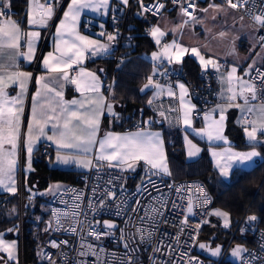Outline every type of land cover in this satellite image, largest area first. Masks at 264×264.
Returning a JSON list of instances; mask_svg holds the SVG:
<instances>
[{
  "label": "built area",
  "instance_id": "built-area-1",
  "mask_svg": "<svg viewBox=\"0 0 264 264\" xmlns=\"http://www.w3.org/2000/svg\"><path fill=\"white\" fill-rule=\"evenodd\" d=\"M198 1L200 0H177V3H173V0H143L144 5L149 7L158 3L165 5L159 11L155 7H151L150 11H144L140 7L139 0H129L127 5L122 4L121 0H109L110 10L99 31L104 33V37L111 34L116 38L110 48L109 57L112 64L104 80L105 89L109 90L114 71L123 60L121 49L133 38L131 27L140 23L144 32L150 33L161 12L169 4L178 7L180 13H182L181 7L194 4L193 8H188L193 16ZM41 2L45 3V0ZM262 9H264V0H251L249 5L240 8V11L241 15L254 25L255 36L259 43L264 44V41L260 40V37L264 36V28L255 24L252 19V15L259 14ZM6 11L8 14L13 13L12 7ZM82 29L92 30L93 24L85 19L82 21ZM49 32L50 29L41 42V50L48 41ZM164 42L161 41L162 44ZM219 63L224 65L225 61ZM165 72L167 75H164ZM261 73H264V61L254 64L249 73L251 81L258 88L264 87L261 85ZM74 75L75 68L70 70V77ZM200 78L198 86L186 83L185 76L164 57L160 59L158 71L153 76L154 81L173 84L176 80H182L187 84L189 97L195 105L192 109V117L197 121H201L209 113L218 98L219 71L216 68L202 69ZM147 107L153 117H160L168 125L178 127L180 124V107L177 99H153L152 105L147 104ZM161 111L164 112V116L160 115ZM145 123L148 125V122ZM145 123L138 121L133 126H141ZM92 161V166L77 172L72 180L65 182L50 196L48 212L50 226L47 230L44 228L45 234L36 246L39 264H51L52 261L55 264H76L77 261L83 264H129L130 261L131 264H208L205 257L195 252L199 230L204 221L209 219L213 200L203 180L196 177L174 178L169 174L137 178L119 167L109 168L107 162L97 161L95 157ZM20 181L19 209L22 218L21 178ZM200 189H203V192ZM108 192L114 195L109 196ZM206 199L208 203H205ZM189 202L192 204L193 212L188 216ZM153 208L156 209L155 212L152 211ZM54 212L68 215H60L61 224L57 225ZM73 213L76 215L73 216ZM249 216L252 215H243L229 229V234L221 242L223 245L221 254L213 264L222 263L230 246L235 242H242L237 241L240 237L249 241L248 244L243 242L247 251L241 256V263L264 264V247H262L264 227L256 220L248 222ZM186 217L195 220L196 223L189 220L184 223ZM105 221L112 222L116 227L106 228ZM198 224L199 228L196 227ZM73 227L76 228L75 232L70 230ZM93 232L99 234V239L92 234ZM106 232L109 234L104 235ZM148 233L151 235L148 236ZM142 234L143 240H141ZM17 235L20 245L19 264H25L22 226H18ZM63 241L67 243H62ZM53 242L58 247H53ZM125 244L128 245L127 248ZM88 245H92L95 254L88 249ZM154 249L159 250L154 251ZM81 252L87 254L81 256ZM191 257L197 259H190Z\"/></svg>",
  "mask_w": 264,
  "mask_h": 264
},
{
  "label": "snow or ice",
  "instance_id": "snow-or-ice-1",
  "mask_svg": "<svg viewBox=\"0 0 264 264\" xmlns=\"http://www.w3.org/2000/svg\"><path fill=\"white\" fill-rule=\"evenodd\" d=\"M35 8L38 10L39 18H35L32 11L28 13L29 25H41L47 26L55 15V5L45 0V3L41 4L38 0H33ZM251 0H227V4L232 9L245 8ZM59 0H57V4ZM109 0H70L67 5V10L63 12V19L60 20L56 26V44L55 55L49 52L43 59V66L48 72H54L59 74L57 78H53L52 81L46 82L44 76L36 78V83L41 86L37 90L36 94L32 97V114L31 120L28 124L27 132V152L29 155V169H31V154L33 152V145L36 140H39L41 136L46 137L48 140L53 141L59 149L75 150L74 152L61 153L57 152L56 159L59 163L69 164L76 163L80 167H90L93 165L92 159H86L88 153L92 151L94 145H99V154L95 157L97 161H106L109 168L120 167L124 169L134 170V163L143 161L146 165H150L152 169H157L160 172L169 174V169L166 162V156L163 148V141L160 137V133L147 132L140 129L136 132H129L126 134H115L107 132L102 139H97L100 132V117L103 114L105 108L108 112L112 113V105L104 104V97L99 95L100 90V78L93 72H88L84 68H79V71L75 77H70V70H74V65L82 64L86 57V54L91 56L108 54L110 51L109 45L101 44L99 41L91 40L87 36L81 35L76 31V23L79 20L81 13L85 9H91L92 11H99L101 7H107ZM121 3L127 5L129 0H121ZM140 7L144 11H150L151 7H155L157 11L164 8L165 5L158 3L151 7L145 6L143 0H139ZM173 3H177V0H173ZM194 4H188V7H181V12L187 16H192V13L188 11V8H193ZM254 6V5H253ZM11 0H0V188H3L7 192L15 193L17 191L15 187V172L17 166V146L21 137V117L24 112V97L27 92L28 82L33 78L31 72H25L19 70L18 58L23 57L26 61H31L35 52V41L39 38L40 33L37 31L23 32L20 24L21 21H17L11 18L6 10L10 9ZM211 8H218V5H209ZM207 11V9H202ZM250 11V9H249ZM243 19V16L241 17ZM252 19L261 27L264 28V9L259 14H253ZM187 23V21H185ZM103 27V26H101ZM150 34L156 39V43H160L159 37L164 36L165 33L160 30L159 27L151 29ZM101 35H104L102 32ZM221 37L226 33H219ZM22 38L26 42L27 51H21L23 45L21 44ZM115 36L109 34L107 39L109 41L115 40ZM261 41H264V36L260 37ZM264 46V45H262ZM5 49L11 50L9 53H5ZM175 49L174 54H170V50ZM189 49L177 44L175 41L171 45L165 44L164 51L162 53H152V59L154 61L160 60L161 56L167 59L168 63H172L173 56L177 63L181 62L183 55L188 52ZM191 52L194 55L200 57V61L203 67L207 68L209 65L219 71V65L211 58L205 59L196 48H192ZM252 65H249L251 68ZM101 71H103L101 69ZM158 71L157 66H153V74L147 77V83L141 88V92L146 89H154V97H158L165 90L164 86L158 82H155L153 76ZM259 71V70H257ZM237 69L232 68L227 73L226 77H222V81L226 82L229 87L227 91L230 95L227 100L230 102L229 107H236L241 110L242 114H251L256 117L250 121L249 127H245V134L249 141H257L258 133L264 135V87L258 88L254 82L242 80L236 75ZM248 73H246L247 75ZM167 75V72L164 73ZM261 85L264 86V73H261ZM67 81L76 85V90L80 92L81 98H73L71 100H65L63 98V92L57 91L56 88L51 85H58L61 89L63 84L60 81ZM239 83V90H235L234 84ZM180 89V102L181 107L184 109L183 123L187 127L192 126V109L195 105L185 103V96L188 94V90L184 84L178 85ZM14 88L19 89L15 95H11L7 89ZM50 93H54V96H50ZM89 93L95 95H88ZM167 94L174 96L171 86L167 88ZM59 97V100L55 98ZM243 100V104L231 103L237 100V98ZM259 100L260 103L254 104L253 101ZM55 101V102H54ZM153 100H149L148 104L152 105ZM220 109V116L218 120L212 119L210 115L205 116V120L209 121L205 129L199 130L198 134L206 135L209 140H224L228 143L227 138L222 135L223 126L225 121L223 106H217ZM215 111V109L213 110ZM115 115V113H112ZM161 116H164V112H160ZM243 122V121H238ZM50 126L51 135H48L46 129ZM35 130V136L33 132ZM185 140L190 149L189 156H195L199 153L200 149L197 148L190 140ZM9 146V147H6ZM79 153V155H77ZM213 155H218L213 153ZM260 156V153L253 150L245 153H234L231 149L227 150L225 165L221 166V174L228 175V170L232 167L233 163H245L251 161L254 157ZM221 158L224 155L221 154ZM155 174V173H154ZM111 183V180L109 181ZM60 186L55 185L50 188L49 191L58 189ZM180 191V189H177ZM203 192V189H200ZM107 195H114L108 192ZM206 195V194H205ZM205 203H208L207 199ZM103 204V201H101ZM92 205L90 204V207ZM135 211V209H133ZM152 211H156L155 208ZM188 213L193 212L191 202L187 208ZM212 214L222 217L224 220L223 226L229 227V214L221 210H215ZM56 217V224L60 225V215L67 216V213L57 214L53 213ZM73 216L76 213L72 214ZM257 217L255 215L247 218L248 222L255 221ZM184 223H187V217ZM207 223V221H204ZM105 227L108 229L115 228L116 226L108 221H105ZM197 228L200 227L198 224ZM72 232L76 231V228L70 229ZM11 231V229L9 230ZM138 231H140L138 229ZM243 231V229L241 230ZM96 238L99 239V234L93 232ZM109 233H104L108 235ZM148 236L151 233L147 234ZM144 239V235H141V240ZM62 243H67L63 241ZM53 247L58 245L53 242ZM92 254L95 251L92 245L87 246ZM128 245L125 244V248ZM199 247L204 249L205 244H200ZM264 247V245H262ZM16 243H6L2 234H0V252H6L8 259H15ZM159 249H154L158 251ZM103 251V249H101ZM247 249L237 246L232 251L233 257H240L242 252H246ZM220 253V248L217 247L212 250V255L216 256ZM87 253L81 252L80 255H86ZM255 258V257H253ZM2 259V257H0ZM49 259H51L49 257ZM190 259H197L191 257ZM51 264H55L54 261ZM76 264H83L81 261H77ZM131 264V261L129 262Z\"/></svg>",
  "mask_w": 264,
  "mask_h": 264
},
{
  "label": "crops",
  "instance_id": "crops-1",
  "mask_svg": "<svg viewBox=\"0 0 264 264\" xmlns=\"http://www.w3.org/2000/svg\"><path fill=\"white\" fill-rule=\"evenodd\" d=\"M41 1L42 0H38L39 3L43 4ZM49 1L55 5V15L50 21H48L47 26L29 25L28 24L27 20H28L29 11H32L34 13L35 18H37V19L39 18L38 10H36L35 3L33 2V0H26L25 6H24V11L20 15L9 14L12 19L17 20V21H21L20 27H21L23 32L37 31L40 33L39 38L35 41V52H34L33 59L29 62V61H26L23 57L18 58L19 70L25 71V72H31L33 78L28 82L27 92H26L25 97H24V112H23V115L21 117V127H20L21 137H20V140L18 141L17 155H19L21 150H22L23 154L27 151L26 139H27V132H28V124H29V121L31 120V114H32V105H33L32 97L36 94L38 89H40L42 92L44 91L43 89H41V86L36 83V78L40 77V76H44L46 82H50L53 80V78H57L59 75V74L54 73V72H48L43 66V59L45 56H47V54L49 52H52L54 55L56 54L55 53V44H56V40H57L56 26L59 24L60 20L63 19V12L67 10V5L70 2V0H59L58 4H57V0H49ZM109 10H110V2L108 3L107 7H101L99 9V11H92L91 9L83 10L79 20L76 23V31L79 32L83 36L89 37L91 40L99 41L97 39V35L99 34V30H100L101 26L103 25L104 21L106 20V18L108 16ZM85 19L88 20L89 22H91L93 24V26L96 27V30H94L92 32H86L85 30H83L82 29V21ZM247 23H248V26L253 31L254 37L256 38L255 31H254V25L250 24L248 22V20H247ZM49 29H50V32H49V36H48V41L45 45L46 47L41 50L40 49L41 42H42L44 36L46 35V33ZM151 37H152V35H151ZM153 40H154V38H153ZM162 40L165 41L164 44L161 43ZM161 41L159 44H157L156 40H154L155 48H156V46H158L160 49V51H159L160 53H162L164 51V45L165 44L171 45L173 43V41H175V40H169L168 41L166 36H164L163 38H161ZM106 42L109 45V48H111L112 41L108 40ZM21 44L23 45V47L21 48V51H27L26 42L24 39L21 40ZM261 45H264V44H261ZM240 48L241 47L239 45V49ZM4 51L7 54L11 50L5 49ZM174 53H175V49H171L170 54H174ZM186 54H187V52L183 55V57ZM189 55H192V54H189ZM105 56H107V54L97 55V56H91V55L88 56V54H86V57L83 60L82 64L73 66V68H75L74 77L77 75L79 68H81V67L86 69L88 72L95 73L100 78L99 95L104 97V104H109V99H113V102H114L112 104V113H115V115L108 112L107 108H105L103 111V114L100 117V132L98 133L97 139L98 140L102 139L104 134L107 132H112L115 134H121L122 135V134H126L129 132H136L140 129H143L144 131H147V132L160 133V137L163 141V148H164V153L166 156L167 166H168L169 172H171V166L169 164V161H168L167 155H166L165 131H163V129L161 127H155L152 125V119L151 118H153V117H151L150 119H149V116H145L142 118V115H141V117L140 116L139 117L130 116L129 113H126L125 115H123L122 105L119 102H117L112 96L113 95V84L115 82V78H113L111 80L110 88L107 91L104 87V80L102 79V75L99 73V68L97 66L88 64V62L90 60L104 58ZM192 56L195 58V60L198 62L199 66L202 69L214 68L211 65H209L207 68L203 67L201 64L200 58H197V56H194V55H192ZM163 57L164 56H161V58H163ZM209 58L214 60L219 65L220 78H219V82H218V87H219L218 98L215 101V103H213V105H212V107H211V109L207 115H210L212 117V119H214V120H218L219 116H220V109L217 106L218 105L223 106L225 121H224L222 135L227 138L228 143H225L224 140H209L206 135L198 134L199 130L205 129L209 123V121L205 120V117L201 121H196L192 117V126L190 128L187 127L183 123L184 109L181 107L180 89H179L178 85L181 83L184 84L186 86L187 90H188V86L182 80H176V81H174L173 84H167V83H164L161 81L160 82L155 81V82H159L161 85H163L166 90H164L162 92V94L158 97H154V95H153L154 89L149 91L148 97L146 100V105L148 104V101L150 99L151 100L160 99V98H175V99H177V101L179 103V107H180V124L176 128H178V130H180V137H181L182 142H183V148L185 151L186 158L187 159H193V157L195 158V157L199 156L203 149H206V151L208 152V154L210 156V159L212 161V165L215 168V170L219 173V175L222 179L228 180L233 169L249 168L252 165H254L257 161L262 159V154H261V151L259 149V144L264 143V135H260V133H258L257 134L258 138H259L258 141H249L248 137L245 134L244 129H245V127H249V129H250V121L253 119H256V117L254 115H251V114H246V113L242 114L241 110L239 108L228 106L230 103L227 100V97L230 95V93L227 91V88L229 87V85L226 82L222 81V79H221L222 77H226L227 73L230 72L233 67H235L237 69L236 75L238 77H240L242 80L252 82L250 77H249V73H250L251 68H249V67L245 68L244 67V64L246 63V59L241 58L239 56H237L236 58H233V60L228 59V56L227 57L226 56H219V58H214V57H210V56L205 57L206 60ZM157 61L159 62L160 60H157ZM219 61H225V64L221 65L219 63ZM263 61H264V56L262 57L260 62H263ZM152 64H153V66L156 65L154 60L152 61ZM171 64L175 67H178V65H179V63H177L175 61L174 56H173V61ZM150 72H151V70L145 75L144 81H147V77L149 74L152 75L153 72L152 73H150ZM246 73H248V74L246 75ZM69 75H70V72H69ZM60 83H62L64 85L62 89L58 85H55V84H53L51 86L56 88L57 91H62L63 92V98L65 100H71L73 98H76V99L81 98L80 92H78L76 90V85L71 84L67 81H62V80L60 81ZM169 86H171L173 92L175 93L174 96H169L167 94V88ZM234 88L237 91L239 90V83L238 82L234 84ZM18 90L19 89H14V88L7 89V91H9V93L11 95H15L16 91H18ZM49 95L54 96V93H50ZM88 95H95V94L89 93ZM55 99L59 100L60 98L56 97ZM185 103L193 105V102L190 99L189 94H187V96H185ZM231 103L243 104V100L238 97L236 101L231 102ZM252 103L258 104V103H260V101L257 100V101H253ZM214 109H215V111H213ZM141 111H142V109H141ZM124 116L130 117V120L127 119V121L132 122L131 126L129 125V126L122 127L119 125L122 122ZM128 117H126V118H128ZM157 118L159 120H162L160 117H157ZM229 120H231L236 126L241 128L243 138H244V142H246V144H247L246 147H237L234 143V140L227 133L226 126H227V123ZM138 121L144 122V123L148 122V125H146V123H145V124H142L141 126H133L134 123L138 122ZM238 121H243V122H238ZM165 123L166 122L164 121V124ZM166 126L167 127H165V128H167V129H169V128L174 129L175 128V127L168 125L167 123H166ZM46 132L48 133V135H51L50 126L48 129H46ZM35 134L36 133L34 130L33 135L35 136ZM186 136H187V140H190L192 142V144H194L197 148L200 149L199 153H197L192 158H191V156H188L190 145H188L186 140H185ZM40 146H45V147H48L49 149L52 150V154L49 157L48 162H47L49 166L60 167V168H75V169H79V170H84L87 168V167L77 166V164L74 162L69 163V164H62V163H59L57 161L56 156H57L58 151L61 153H67V152H74L75 150L59 149L53 141L48 140L44 136H41L39 140L35 141V143L33 145V152L37 148H39ZM6 147H9V146L6 145ZM228 149H231V151L234 153H245V152H250V151L255 150V151L260 153V156L254 157L251 161L245 162L243 164L233 163L232 167L228 170V176H227L228 178H225L221 174V166L225 165L228 162L226 160V154H227ZM33 152H32V157H33ZM213 153H216L218 155H213ZM98 154H99V145L96 144L93 146L92 151L87 154L86 158L92 159V157H96ZM221 154L224 155V158H221ZM17 155H16V157H17ZM77 155H79V153H77ZM104 162H106V161H104ZM126 171L134 174L137 178H141V177L149 176V175H167L163 172H160L157 169H152L150 165H146L143 161L135 162L134 163V170L129 169ZM18 175L20 176L19 178H21L23 180V176H22L23 174L21 173V175H20V173H19ZM56 182H61V185H59L60 187L58 189H60L65 183L64 181H61V180H58ZM33 184H34L33 187L37 188V186H35V183H33ZM58 189H56L55 191H57ZM0 192H3V191H0ZM5 193H8V192H5ZM11 194H13V193H11ZM26 196L29 198L28 193H26ZM19 213L21 214L20 209H19ZM8 237L17 240L18 252L20 254L19 237L15 236V235L10 236L9 233H8ZM0 257H2V259H0V264H19V259H18V262L16 263L14 259L9 260L8 255L3 254L1 252H0Z\"/></svg>",
  "mask_w": 264,
  "mask_h": 264
},
{
  "label": "trees",
  "instance_id": "trees-1",
  "mask_svg": "<svg viewBox=\"0 0 264 264\" xmlns=\"http://www.w3.org/2000/svg\"><path fill=\"white\" fill-rule=\"evenodd\" d=\"M206 1L210 0H200L198 4ZM25 2L26 0H11L12 14L20 15L24 11ZM132 20L133 18H131ZM94 30H96L95 26H93L92 30H86V32H92ZM130 32L133 34V38L126 47L121 49L123 51V60L114 71L115 82L113 84L112 96L122 105L123 115L129 113L130 116L141 117L142 115V118L145 116L151 118L153 116L146 105L148 92L141 96L138 93V88L145 82L144 77L153 66L152 61L144 53H149L154 50L155 43L150 33L144 32L143 26L140 23L131 27ZM109 54L110 51L104 58L90 60L88 64L97 66L98 68L103 67L106 75H108L112 64ZM173 67L185 76L186 83L194 86L199 85L202 68L192 55L186 54L181 62H179L178 67ZM127 119L130 120V117L126 118L124 116L119 125L122 127L131 126L132 122L127 121ZM151 119L153 126L161 127L165 131L166 155L171 166L170 175L174 178H200L204 181L212 195V207H222L230 214L231 225L226 229H222L209 215L210 221L201 226L198 239H203L213 232L217 234H224L225 232L224 236L226 237L229 234V229L245 214L255 215L257 217V223L264 227V143L259 144V149L262 154L261 160L246 169H233L229 179L225 180L220 177L219 173L213 167L206 149H203L199 156L193 159H187L180 137V130L175 127L173 129V136L167 132L168 129L165 128L164 121L161 124H157L154 121V117ZM226 129L237 147L247 146L246 142H244L241 128L236 126L231 120L228 121ZM51 154L52 150L45 146H40L33 152L32 162L35 170L31 173L30 180L34 178L35 181H38L39 184L37 187H44L50 181L61 180L68 182L74 178L77 172L81 171L75 168L49 166L47 162ZM6 205L17 206L19 209V191L13 194L0 192V228L10 226L9 223L5 222V217L2 215ZM30 209L29 198L23 192V213L27 214ZM46 215L47 219L48 213ZM16 226L15 224L12 228L15 229ZM13 230L10 236H14ZM44 234L45 230L42 231L41 236L37 237L30 229L24 233L25 264H39L36 256V246ZM237 241H242L246 244L249 243L247 238L243 239V237L237 238ZM220 264L225 263L222 262Z\"/></svg>",
  "mask_w": 264,
  "mask_h": 264
},
{
  "label": "rangeland",
  "instance_id": "rangeland-1",
  "mask_svg": "<svg viewBox=\"0 0 264 264\" xmlns=\"http://www.w3.org/2000/svg\"><path fill=\"white\" fill-rule=\"evenodd\" d=\"M209 5H218L219 7L211 8L209 7ZM167 7L168 8H165L161 12L160 17L156 20L154 27H159L160 30L165 33L164 36H166L168 41L175 40L177 44H180L183 47L189 49L187 54L194 55L191 52V49L196 48L200 52V55H202L204 58L209 56L214 58H219V56H228V59L233 60V58L239 56L246 59V63L244 64L245 68H248L249 65L253 66L258 62L260 63L262 57L264 56V46H262L254 37L253 31L248 26L246 18L243 17V19H241L242 15L240 8L232 9L227 4V1L221 2L210 0L202 4L200 3L196 6L195 14L193 16L182 15L179 12L178 7L171 4H169ZM202 9H207V11H202ZM185 21H187V23H185ZM254 23L257 24L255 21ZM221 32L226 33V35L221 37L219 35V33ZM100 34L101 33L99 31L97 39L101 44L108 45L106 42L108 41L107 37H104L103 35L101 36ZM164 36L159 37L160 41ZM152 38L154 37L152 36ZM154 40L156 39L154 38ZM239 45L241 47L240 49ZM159 51V47L156 46L154 50L150 51L149 53L145 52L144 55L153 61L152 53H160ZM197 58L200 57L197 56ZM154 62L156 64L155 66H157L158 68L159 62L157 60ZM152 72L153 66L150 73ZM148 76H150V74ZM113 103V99H109V104L112 105ZM164 125L165 127H167L166 123ZM173 131V128H169L167 130V132L171 133L174 136ZM192 157L193 156H191V158ZM16 159L17 166L14 177L16 181L15 187L17 191H19V188H21V181L19 178L20 176L18 174L20 173L21 175L22 173V188L23 192H25V194L28 193L29 195V203L31 205V209L27 214L23 213V216L21 218V214L19 213V209L17 206L6 205L3 209L2 215L5 217V222L9 223L10 226L0 228V234H2V238L6 243H12L13 241L16 243L14 260L17 263L19 259L17 240L8 237V233L9 235H11L12 230L14 229L12 227L16 224V228H18V226L23 227L24 233L28 231V229H30L37 237L41 236L42 231L46 226L45 219L47 217L46 213L49 212L50 196L56 190L54 189L53 191H49V189L53 188V186L55 185H61V182L50 181L44 187L34 188V184L32 183H35V186H38L39 182L35 181L34 178H31L30 180V175L35 170L34 164L32 162V154L30 158L31 169H29V155L27 151L23 154L21 150ZM124 169L129 170L126 167ZM227 176L223 175V177L225 178H228ZM0 191L7 192L3 188H0ZM215 210H221L227 213L228 211L218 206H214L210 210V218L215 220V223L217 222L216 224H218L222 229H226L223 226V218L212 214ZM190 214L191 213H188V216ZM188 220L196 223L193 219L187 218V221ZM209 221L210 220L208 219L207 222ZM229 221L231 225L230 214ZM10 229L11 231H9ZM1 253L7 255L6 252Z\"/></svg>",
  "mask_w": 264,
  "mask_h": 264
},
{
  "label": "water",
  "instance_id": "water-1",
  "mask_svg": "<svg viewBox=\"0 0 264 264\" xmlns=\"http://www.w3.org/2000/svg\"><path fill=\"white\" fill-rule=\"evenodd\" d=\"M101 69L103 71H101ZM99 73L102 75V79L105 80L106 79V72L104 71L103 67H100L99 68ZM148 81H145L143 82L139 88H138V93L139 95H144L146 94L147 92L151 91L152 89L149 88V89H146L144 92H141V88H143V86L147 83ZM154 121L157 123V124H161L163 123L162 120H158L157 117H154ZM254 222V221H253ZM45 230H47L50 226V220L47 218L45 219ZM13 234L15 236H17V228L14 229L13 231ZM216 237V234L213 232L211 235H209V237L207 239H198L196 241V244H195V252L202 255L203 257H205L207 259V263L208 264H213L214 261H216L220 254H221V251H222V243L221 242H213V240L215 239ZM200 244H205L206 247L204 249H201L199 247ZM237 246H241L242 248L246 249V245L245 243L243 242H235L233 243L229 250L227 251L226 255L224 256L222 262L223 263H229V264H242L241 263V256L245 253V252H242L241 253V256L240 257H233L232 256V251L237 247ZM219 247L220 248V253L216 256H213L212 255V250H214L215 248Z\"/></svg>",
  "mask_w": 264,
  "mask_h": 264
},
{
  "label": "flooded vegetation",
  "instance_id": "flooded-vegetation-1",
  "mask_svg": "<svg viewBox=\"0 0 264 264\" xmlns=\"http://www.w3.org/2000/svg\"><path fill=\"white\" fill-rule=\"evenodd\" d=\"M126 117H128V116H126ZM216 234V237H215V239L213 240V242H222L223 241V239H224V234L223 233H215ZM209 237V235L207 236V237H205V238H203V239H207ZM225 264H229V263H225Z\"/></svg>",
  "mask_w": 264,
  "mask_h": 264
}]
</instances>
